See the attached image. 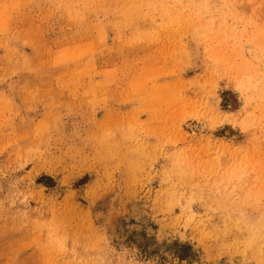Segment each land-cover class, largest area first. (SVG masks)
<instances>
[{
  "label": "rangeland",
  "instance_id": "obj_1",
  "mask_svg": "<svg viewBox=\"0 0 264 264\" xmlns=\"http://www.w3.org/2000/svg\"><path fill=\"white\" fill-rule=\"evenodd\" d=\"M0 264H264V0H0Z\"/></svg>",
  "mask_w": 264,
  "mask_h": 264
}]
</instances>
